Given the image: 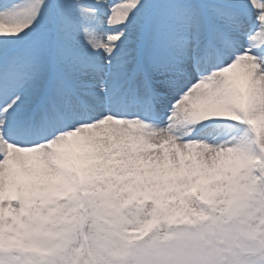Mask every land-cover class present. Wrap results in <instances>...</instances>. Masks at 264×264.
Listing matches in <instances>:
<instances>
[{
	"label": "snow or ice",
	"instance_id": "6c2138e0",
	"mask_svg": "<svg viewBox=\"0 0 264 264\" xmlns=\"http://www.w3.org/2000/svg\"><path fill=\"white\" fill-rule=\"evenodd\" d=\"M0 264H264V0H0Z\"/></svg>",
	"mask_w": 264,
	"mask_h": 264
}]
</instances>
